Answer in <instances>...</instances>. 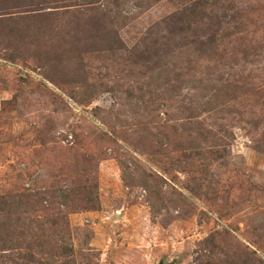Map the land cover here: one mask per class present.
<instances>
[{"label": "rangeland", "instance_id": "1", "mask_svg": "<svg viewBox=\"0 0 264 264\" xmlns=\"http://www.w3.org/2000/svg\"><path fill=\"white\" fill-rule=\"evenodd\" d=\"M9 1L0 264H264V0Z\"/></svg>", "mask_w": 264, "mask_h": 264}, {"label": "trees", "instance_id": "2", "mask_svg": "<svg viewBox=\"0 0 264 264\" xmlns=\"http://www.w3.org/2000/svg\"><path fill=\"white\" fill-rule=\"evenodd\" d=\"M0 2L2 3V6H4L2 8L3 11H6L8 8H12V6L7 4V2H10L9 0H0ZM18 8V6L16 7ZM15 9V7H14ZM28 12H33V10H29ZM11 12H6V13H0V14H10ZM38 15H33V16H29V17H25V19H31V23H33L35 26H36V29H38L39 27L37 25H41L37 22V18L36 17H45L47 14H44L43 12H40V13H37ZM18 15H15V17L11 18L12 16H7V17H3V19H0V24L1 25H4V23H8V22H11V23H8V25H14L15 22H16V17ZM22 20H24L23 18H21ZM35 19V21H34ZM33 20V21H32ZM9 37H12V38H19L17 33L13 32V31H10V33L7 34ZM11 42V41H10ZM10 237V236H9ZM26 239H22V241H25ZM16 243V246L15 247H11L10 245V249L14 250L15 252H17V254L19 255L18 258H21L25 261L24 264H30V263H34L36 262V259H35V255L34 253L32 252V248L33 246L31 245V243L29 241H25V245L22 246L21 245V242L22 241H19L18 239H14ZM36 242V240H35ZM37 244H41L40 242H37ZM23 248L24 249V253H19V249ZM42 250H38L39 252H41L42 255H45V254H48L49 256H47L49 259H52L54 258L56 255L60 256V257H67L69 256L71 253V250L69 248V246H62V248L56 250L53 252V249H44V248H41ZM11 250V251H12ZM7 259L9 261H14L12 258H10L9 256H7ZM66 261L64 260L63 262H61V264H65Z\"/></svg>", "mask_w": 264, "mask_h": 264}, {"label": "water", "instance_id": "3", "mask_svg": "<svg viewBox=\"0 0 264 264\" xmlns=\"http://www.w3.org/2000/svg\"><path fill=\"white\" fill-rule=\"evenodd\" d=\"M158 264H162V263L160 262V263H158Z\"/></svg>", "mask_w": 264, "mask_h": 264}]
</instances>
